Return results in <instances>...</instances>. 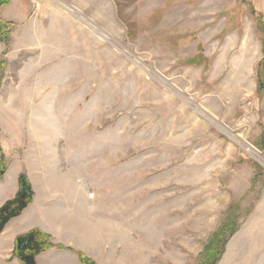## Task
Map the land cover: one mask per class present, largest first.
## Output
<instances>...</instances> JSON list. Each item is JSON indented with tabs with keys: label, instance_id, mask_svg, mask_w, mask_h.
Returning a JSON list of instances; mask_svg holds the SVG:
<instances>
[{
	"label": "rangeland",
	"instance_id": "obj_1",
	"mask_svg": "<svg viewBox=\"0 0 264 264\" xmlns=\"http://www.w3.org/2000/svg\"><path fill=\"white\" fill-rule=\"evenodd\" d=\"M1 18L0 207L25 173L44 264H201L230 209L235 232L251 217L264 0H10Z\"/></svg>",
	"mask_w": 264,
	"mask_h": 264
},
{
	"label": "trees",
	"instance_id": "obj_2",
	"mask_svg": "<svg viewBox=\"0 0 264 264\" xmlns=\"http://www.w3.org/2000/svg\"><path fill=\"white\" fill-rule=\"evenodd\" d=\"M10 0H0V39L6 44L8 43L10 36V24L5 22L1 18V9L9 5ZM259 30L264 35V22H259ZM263 53H264V37H263ZM5 53L3 54L1 61V69L4 70L6 67ZM198 64V60H196ZM264 62V60H263ZM261 75L259 74V79L261 80ZM261 84V83H260ZM7 167L5 161L2 159L0 167V181L3 179ZM34 188L29 177L22 173L18 178V192L16 195L5 202V204L0 207V236L3 234L6 226L14 219L20 217L24 211L32 204L34 201ZM230 209L228 217L225 220L224 225H222L217 232L214 234L211 242L206 245L205 252L203 256V262L201 264H217L221 259L226 242L228 241L227 233L234 232L236 230H231V212ZM227 239V240H226ZM54 244L51 241V236L40 229H33L30 232L19 235L15 240V248L13 251V258L17 259L20 264H37V257L49 249L53 248ZM59 249H65L64 246H58ZM80 259L84 264H95L94 261L89 259L84 254L80 253Z\"/></svg>",
	"mask_w": 264,
	"mask_h": 264
},
{
	"label": "crops",
	"instance_id": "obj_3",
	"mask_svg": "<svg viewBox=\"0 0 264 264\" xmlns=\"http://www.w3.org/2000/svg\"><path fill=\"white\" fill-rule=\"evenodd\" d=\"M4 179L5 178H3L0 182H2ZM15 191L16 190H14V192ZM35 202L36 198L20 217L12 220L6 226L2 237H10L11 233L13 232L10 240L13 241L16 239L17 235L26 233L32 229L29 228L27 223H23L26 221V217L28 218L29 215V218L31 219L32 217L35 218L39 213L35 207ZM255 207L256 208L254 209L251 217L246 219L239 230L229 239L224 254L218 264H264V191L258 199ZM21 219L22 221H20ZM39 228L43 230V228ZM44 255H48L50 258L56 256V254H54V252H52L50 249L48 252L38 256V264H44V259L42 258ZM13 264L20 263L18 260H13Z\"/></svg>",
	"mask_w": 264,
	"mask_h": 264
}]
</instances>
